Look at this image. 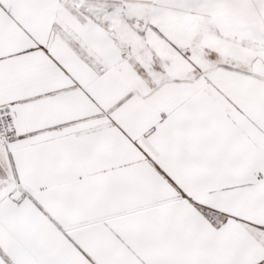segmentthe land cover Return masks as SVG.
Listing matches in <instances>:
<instances>
[{
  "label": "snow or ice",
  "instance_id": "obj_1",
  "mask_svg": "<svg viewBox=\"0 0 264 264\" xmlns=\"http://www.w3.org/2000/svg\"><path fill=\"white\" fill-rule=\"evenodd\" d=\"M0 264H264V0H0Z\"/></svg>",
  "mask_w": 264,
  "mask_h": 264
}]
</instances>
